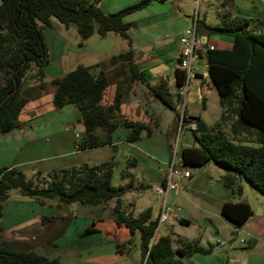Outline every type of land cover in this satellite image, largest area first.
<instances>
[{"label":"trees","instance_id":"16d2710c","mask_svg":"<svg viewBox=\"0 0 264 264\" xmlns=\"http://www.w3.org/2000/svg\"><path fill=\"white\" fill-rule=\"evenodd\" d=\"M99 1L0 0V134L20 127L18 117L22 109L28 101L38 98L49 84L53 90L51 104L54 109L70 104L78 108V121L83 131L75 140V150L115 148L113 135L119 128L124 129V140L129 143L140 140L144 134L150 136L148 124L119 115L124 98L120 84L112 102L108 105L102 102L111 82L108 69H113L116 76L126 75L120 82L127 88L131 82L145 85L160 103L174 111L175 123L179 122L181 114L184 119L186 116L195 118L196 128L191 130L194 141L179 151L184 166L198 168L213 163L222 169L219 180L230 195L240 196L242 183L246 182L264 196V21L233 16L228 8L215 25L205 27L203 21H197V31L204 28L207 34H223L232 40L230 49H210L205 45L199 51V56L205 58L206 70L218 91L221 106L219 118L207 124L199 117L189 115L185 107L181 112L176 109L183 101L178 92L184 82L182 70H175L172 94L166 79L150 85L134 60L128 34L136 23L125 22L124 17L152 0H140L110 14L101 10ZM223 5L229 4L225 1ZM52 18L65 28L74 27L81 40L95 33L102 37L116 33L127 40L128 48L104 62L77 65L47 81L49 53L41 28L50 26ZM252 22L257 24L256 28H251ZM114 165L115 161L110 157L98 164L57 167L42 176L41 181L28 178L15 167H0V219L2 202L11 189L19 190L40 204L54 200L59 207L78 203L95 206L113 200L112 218L93 221L85 232L92 228L107 230L112 223L125 228L128 237L116 243L117 252L129 248L136 231L140 238L141 264H195L189 260L193 254L211 252V246L204 248L198 240L182 238L172 231L152 241L157 217L152 218L150 208L136 216L123 208L121 197L131 185L132 174L123 170L121 177H127L129 182L127 186L116 187L112 184ZM35 175H41V172L37 171ZM220 210L237 228L253 213L244 200H226ZM50 218L43 216L42 221ZM178 221L189 223L182 218ZM0 264H60V261L33 248L17 247L12 240H0Z\"/></svg>","mask_w":264,"mask_h":264},{"label":"crops","instance_id":"0c3cea01","mask_svg":"<svg viewBox=\"0 0 264 264\" xmlns=\"http://www.w3.org/2000/svg\"><path fill=\"white\" fill-rule=\"evenodd\" d=\"M139 1L140 0H100L97 4L104 13L110 14L115 13L126 6L135 4ZM225 1L229 4L226 7L223 5V2ZM186 2L190 3V8ZM212 7L217 8V18L215 20H210L209 17V11ZM227 8L230 10L233 16L246 17L250 18L253 21H264V0H208L207 2L202 1L200 2L198 8L199 20L203 21L205 27L215 25L220 22L223 17V11ZM194 9V0H152L151 3L147 6L124 17L125 22L135 21L137 23V29H140L139 27H141L142 29L140 38L138 40V35L129 31L130 34H133L132 36L136 38V47H131L133 48L135 53L134 60L139 66L140 70L144 72L150 85H155L160 79L163 78L168 81L170 91L171 89L175 91L174 79L175 70L177 68L176 54L178 49L180 48L179 38L180 35L184 32V30L192 25V15ZM141 16L143 17L139 19V17ZM147 24L149 25V27H147ZM152 24H161L163 28H160L157 31H153V29L150 28V25ZM174 27L177 29H174ZM252 27L256 28L257 24L252 22L251 28ZM111 34L112 33H108L103 37H107ZM113 34L118 35L116 33ZM198 34L206 45H211L214 48L218 49H230L232 47V40L227 35L216 33L207 34L204 28L198 30ZM196 64L198 67L197 77L193 81V87L187 93L185 101L182 102V106L187 109V113L189 115L197 117L199 116L200 119L204 118V122L209 124L219 118L221 114V106L220 103L218 104V102L217 107L213 106L214 115L213 117H211V119H207L208 121H205L206 118L201 116L203 114L202 110L191 109L193 95H196L197 98L204 101L206 98L214 94L212 87H215L207 73L205 58L203 56H200L196 61ZM108 72H110L109 75H111V82L105 91V93L107 92L109 96L106 99H104L103 96L102 102L105 105H108L112 102L118 87L117 85L120 84V91H124L126 94H128L130 96V99L123 98L119 107V115L131 120H137L148 124L146 120V110L144 108L145 102H143L140 98L134 95L137 88H139L141 89V92L144 93V95L148 97L151 101L155 113L161 116V121L154 130L158 131L163 128V119L167 123V126H165L167 127V130H175L176 124L174 120V115L171 116V114L167 112L168 108H166L162 103H160L146 88L145 85L139 82H131L129 87L127 88L126 84L120 82L126 79L125 74H118L116 76L114 75L113 69H108ZM48 75L49 74H46V76ZM54 77L49 78L52 79ZM52 91V88H50L49 90H45V92L41 93L38 98L31 99L30 101H28L18 117L20 121V127L17 129H13L9 132L0 134V151L4 150V153L10 151V153H13V156H15L9 159L7 157L4 158V154L0 153V167H15L21 171H23L25 167H28L33 173L37 171H45L49 169L51 170L53 168L58 167L57 164L59 163L55 162V160L62 159L67 155H71L73 153V151L75 150V140L82 133L83 129L80 131L72 132L70 128H66L64 131H61L53 127V124L51 123L50 119L51 112H55L56 110L64 111L68 106L66 105L60 109H54L51 104ZM174 91H171V93ZM216 95L217 94H215V97ZM217 97L219 99V96ZM218 99L215 98L216 101H218ZM190 105L191 108L188 107ZM204 109H206L205 105ZM169 110L171 111V109ZM199 111L201 112L199 113ZM56 123L59 124L58 122ZM149 127L151 129L150 125ZM49 128H55L54 132L50 131L52 135L50 137H53L54 133L58 135V137H56V141H58L57 145L60 144L58 147L64 149V152H54V146L53 144H51L50 138L45 140V143H49L48 145L50 147L49 151L47 152L45 147H40L35 144L37 143V141L35 140L36 133L40 132L43 134L44 132V135L46 134L48 136L45 131H48ZM64 134L66 136H63ZM63 137H65V140L63 139ZM71 143L72 147L70 145ZM115 143L116 142L114 140V144ZM170 144L171 143L169 142L168 145ZM25 147L27 157L24 159H19V155ZM42 151L46 152V154L38 156L39 153H41ZM200 170H202V167ZM200 170L198 169V171ZM164 172L165 169L161 171L162 175L164 174ZM162 179L163 177H160L159 184H156L155 186L150 185L149 188L153 192H155L153 188L160 186V184L162 183ZM190 179L191 176L189 178L179 180L178 188L176 190L170 191L166 196V204L173 208L171 218L176 220L180 226L188 228L192 225L191 223L193 221L203 223L201 226V228L203 229H195V231L192 233L191 231L190 233L182 232L181 228H178L177 231L174 232V225H171V229H168L177 234L178 236L188 240L197 238L199 245L204 248L211 246L212 249L210 253H195L189 258L190 261L195 264H222V255L217 254V249L219 248L220 243H224L223 245L226 248H229L231 246L230 243L227 242V240H229L228 238L230 232L233 231L238 232L240 230L245 229L246 231H248V233L252 235L257 234L259 236H262L260 237V240H257V243L261 240H264L263 216L254 215L251 220L244 222L241 227L237 228L232 221L227 219L221 213V205L227 199L225 197H222V195L215 196L213 192H210V190L204 192V196H202L201 198L200 196L199 198H197V196L190 194L189 191H187L184 187L187 181L189 183H192ZM209 183L211 184V182ZM139 185L146 186L142 183ZM136 186L137 182H132L131 185H128L125 189L121 197L123 208H125L127 212H132L134 216L138 215L142 210L150 208L152 218H156L162 206L163 197L159 205H157L155 208L156 215L152 213V204L147 205L145 207L141 206L140 208L143 209H137L138 213L135 215L134 211L135 208H137V201L147 189H143L142 187ZM263 198L264 196H261L259 194L257 197H255L253 202L247 201L251 206L252 211H254L255 208L259 206ZM50 201L46 202L43 206H40L41 209H37L36 211H34V214L23 213L20 211L18 213L17 221H15L13 224H10L6 220L7 217L4 213V208L2 207L3 215L0 219V240H12L15 246L17 247L33 248L37 252L42 253L46 256L57 257L59 258L60 264H74V261H78V258L75 257V251L72 252L71 256L68 259L66 258L67 260H64L63 256L65 252L70 253V251H61L60 248H72L73 244H75L77 247H91L92 245H95L97 243L101 244L103 240L120 243L121 240H124L128 237V233L125 232V228H119L112 222V224L109 226L110 229L108 228L107 230H99L96 228H92L88 233L85 232L86 227L88 228L93 221H96L98 219L102 220L112 218L111 209L114 205L113 200L104 204L92 206L94 207V210L90 208L89 211L91 213L89 215L87 214L86 210H84L85 213L83 210L80 212L78 211L79 203L63 205L62 207H59L57 206V204H55L56 208H54V204L52 202L50 203ZM202 204L205 207L201 209L200 205ZM197 210H201L199 216L193 215L198 213ZM43 216L52 218L44 220L43 222ZM79 216L80 218H83V229L82 232L79 233L80 236H78L73 241L66 240V242L64 243V241H62L64 240V229L68 228L70 226L69 224L73 223ZM180 218L184 219L185 221H188L189 223H180L178 221ZM37 222L40 223V226L36 225H39V223ZM197 225L199 226V224ZM31 227H33L32 230L30 229ZM221 230L226 231L222 233ZM252 235L249 236L251 237V239H249L250 243H254V240H252ZM219 237H221L220 243L218 240ZM75 241H77L78 244L75 243ZM213 244L215 245L213 246ZM39 248H41V251L38 250ZM91 254L94 253H90L89 255ZM72 256L75 259H72ZM110 261H112V263L118 262L119 264H141L142 255L140 250L139 252L137 251L136 253L131 254L129 248H125L122 253L116 251V255L113 256V259ZM96 264H104V262H99Z\"/></svg>","mask_w":264,"mask_h":264},{"label":"rangeland","instance_id":"374dc122","mask_svg":"<svg viewBox=\"0 0 264 264\" xmlns=\"http://www.w3.org/2000/svg\"><path fill=\"white\" fill-rule=\"evenodd\" d=\"M186 3L187 5H189L190 8V3L189 2ZM216 9L217 8L212 7L211 10L209 11L210 20L211 19L215 20L217 18ZM142 17L143 16L139 17V19H141ZM150 26H151L150 28H152L153 31L155 30L157 31L158 29L163 28L161 24H152ZM147 27H149V25ZM139 28L140 29H137V23H136L135 27H132L129 30L130 32L138 35L137 40L140 38V34L142 32L141 27ZM174 29L177 28L174 27ZM41 31H42L44 43L47 46L49 53V63L46 67V74H49L48 76H46L47 81L50 80L49 77L61 76L66 72L73 70L77 65L91 66L96 63H100L102 61L104 62L108 60V58L111 55L123 52L128 48L127 40L121 37L120 35H114L113 33L111 35H108L107 37H102L95 33L90 37H88L87 39L81 40L79 35L76 33L74 27L65 28L61 23H59L54 18L51 19V25L42 27ZM130 32L128 35L131 41V46L136 47V42H135L136 38H134V36H132L133 34H130ZM50 88L52 87L48 84L45 90H49ZM45 90L43 92H45ZM212 90L214 94H212V96H209L203 101L204 105L206 106V109H204L203 107L202 100L197 98L196 95H193V100L191 102L192 108L191 105L188 106L192 110L195 109L202 110L203 114L201 116L206 118L205 121H208L207 119H211V117H213L214 115L213 106L217 107L219 104V99L217 97L219 95H218V91H216V87H212ZM171 91L174 90L171 89ZM122 93L124 94V96L126 95L124 98L130 99V96L128 94H126L124 91H122ZM215 94H217L216 97ZM134 95H136L143 102H145L144 108L146 110L145 111L147 116L146 120L147 123L151 126L150 136H146L144 134L139 141L129 144L126 141H124L125 133L124 130L120 128L116 130L113 135L114 140L116 142L115 148L113 146H106V147L87 149L84 151L74 150L71 155H67L62 159H57L55 160V162L59 163L57 164L58 168H62L71 165H80L81 163H87L90 165L98 164L112 157L115 161V165L113 167V178H112V184L114 186L116 187L126 186L127 183L129 182V179L127 177L126 178L121 177V173L123 170H126L128 173L132 174L130 178L131 183L137 182L136 187H141V185H139L141 183L146 186L149 185L146 191L141 195V197L137 201L136 204L137 208H135L134 211L135 215L138 213L137 209H139L141 206L145 207L151 204L153 205L152 213L155 214V208L161 202L162 196L161 195L159 196L155 192H153L149 188L150 185L155 186L156 184H159L160 177L162 178L164 176V174L162 175L161 171H163L164 169L166 170L168 168V161L170 160L171 155H173L172 151L174 150L177 137L179 142L176 150L177 151L176 155L179 153L180 149L184 146V144L192 145L194 139L192 132L188 129V125H186L187 128L185 127L180 131H178L179 122L175 123L176 124L175 130H167V127H165L167 126V123L163 119V125H164L163 128L161 130L155 131L154 129L156 128V126L159 125L161 121V116L155 113L151 101L149 100L148 97L144 95V93L141 92V89L137 88ZM108 96L109 95L106 92L104 95V99H106ZM215 98L218 99V101H216ZM182 99L183 101H185V96H183ZM67 106L68 107H66L64 111L56 110L55 112H51L50 119H51V123L53 124V127L61 131H64L66 128L67 129L70 128L72 132L82 130L83 126L78 121L79 118L78 108L74 104H70ZM176 109L179 110V112H181L182 104L176 105ZM167 112H169L171 116L174 115V112L172 110L170 111L169 108L167 109ZM200 112L201 111H199V113ZM201 119L203 120L204 118ZM56 122H58L59 124H57ZM212 123L213 122L209 124ZM55 128H51V129L49 128L48 131H45V133H47L48 136L46 134L44 135V132L43 134L40 132L36 133L35 140L37 141V143L35 144L40 147H45L47 152L49 151L50 147L48 145L49 143H45L46 142L45 140L50 138V142L54 146V152L62 153L65 150L61 149V147H58L60 144L57 145L58 141H56V137H58V135L54 133L53 137H50L52 136L50 131L54 132ZM63 136L66 135L64 134ZM63 139L65 140V137H63ZM169 142L171 143L170 145H168ZM70 145L72 147V143ZM46 152L42 151L41 153H39L38 156L45 155ZM0 153L4 154V158L7 157L11 159L12 157H15L13 156V153H10V151L4 153V150H1ZM26 157L27 154L25 147L23 148V151L19 155V159L21 158L24 159ZM132 159L134 160L133 163H132ZM188 170L191 173L190 181H192V183H189L187 181L184 187L187 191H189L190 194L197 196V198H199V196L201 198L202 196H204V192L209 190L210 192H213L215 196L222 195V197H225L227 201H232V202H237L239 200L253 202L255 197L259 195V193L254 188L250 187L246 182L242 183L243 191L240 196L230 195L229 192L223 187L222 183L219 180L220 175L223 173L222 169L213 163H208L204 165L202 167V170L200 171H198V168L196 167H188ZM48 171H50V169L45 171H39L41 172V175L37 176L35 175L36 172L33 173L30 170V168L25 167L22 172L28 178L32 177L36 180L41 181L42 176H46V173ZM209 182H211V184ZM51 202L54 204L55 206L54 208H56L55 205L56 202L54 200H51L50 203ZM43 205L44 204H40V202L36 201L33 198L22 195L17 189L9 190L8 197L2 202V207L4 208V213L7 217L6 220L10 224H13L15 221H17L18 213L20 211L23 213L34 214L35 213L34 211H36L37 209L40 210L41 209L40 206ZM204 207L205 206L203 204L200 205L201 209ZM90 208L94 210V207L92 206L79 204L78 211L80 212L82 210L83 211L86 210L87 214L89 215L91 213L89 211ZM197 212H198L197 214H193V215L199 216L201 210H197ZM80 216L77 217L73 223L69 224L70 226L68 228L64 229L63 231L64 240H62L64 241V243L66 242V240L73 241L78 236H80L79 233H81L83 229L82 228L83 218L82 217L80 218ZM191 224L192 225L188 228L182 227L179 225V223L176 220L172 219L170 216L168 220L158 228L157 234L158 236L162 234H166L167 232L170 231L168 229H171V225H174L175 227V230H173L174 232H176L178 228H181L182 229L181 231L185 233H190V231L192 233L195 231V229L198 228L203 229L201 228L203 224L201 222L193 221ZM197 224H199V226ZM36 225L40 226V223L39 225L38 224ZM30 229L32 230L33 227H31ZM225 231L226 230H221L222 233H224ZM251 235L252 234L248 233V231H246L245 229L240 230L238 232L236 231L230 232L228 238L229 240H227V242H229L231 245L229 248L224 247L223 245L224 243L223 244L220 243L221 237H219L218 240L220 244H219V248L217 249V254L222 255V261H223L222 263L264 264V240H261L257 243V240H260L261 239L260 237L262 236L253 234L252 240H254V243H250L249 239H251V237L249 236ZM131 239L132 241L128 245H129L130 253L134 254L137 251L139 252L140 238L138 231H136L132 235ZM191 240H198V239L195 238ZM75 243L78 244L77 241H75ZM115 244H116L115 242L103 240L101 244L97 243L95 245H92L91 247H84V246L77 247L75 244H73L72 248L63 247L60 248V250L70 251V253L65 252V254L68 255L64 254L63 256L64 260H67L71 256L72 252L75 251V255H76L75 257L78 258V261L77 262L74 261V264H96L99 262H104V264H119L118 262L112 263V261H110L113 259V256L116 255ZM214 245L215 244H213V246ZM40 249L41 248H39L38 250L41 251ZM90 253H94V254L89 255ZM71 258L75 259L73 258V256Z\"/></svg>","mask_w":264,"mask_h":264},{"label":"built area","instance_id":"2783aa9c","mask_svg":"<svg viewBox=\"0 0 264 264\" xmlns=\"http://www.w3.org/2000/svg\"><path fill=\"white\" fill-rule=\"evenodd\" d=\"M202 1L207 2L208 0H194L195 9L192 15V25L186 28L179 38L180 48L178 49L176 54V61H177V68L184 72V82L178 88V92L182 97L183 96L186 97L187 93L193 87V80L196 79L197 70H198L196 61L200 57L199 56L200 49H202L203 46H205V43L199 36L196 27L197 21L199 20L198 8L200 2ZM206 46H208L210 49L213 47L211 45H206ZM186 125H188V129L190 131L194 130L196 128V120L195 118L189 116H186V119H184L181 114L179 119L178 131H180L185 127L187 128ZM178 142L179 140L177 137L174 150L172 151L173 155H171V158L168 161V168L164 172L162 183L160 184V186L153 188L157 194L163 197V202L158 212L157 224L155 227V233L152 241L156 239L158 236L157 234L158 228L163 223H165L168 220V218L172 216L173 213V208L166 204V196L170 191L176 190L178 188L179 180L184 178L186 179L191 176L188 167L183 165L180 154L178 153L176 155ZM184 146H187V144H184ZM172 246L173 248H175L174 244Z\"/></svg>","mask_w":264,"mask_h":264},{"label":"water","instance_id":"95a60500","mask_svg":"<svg viewBox=\"0 0 264 264\" xmlns=\"http://www.w3.org/2000/svg\"><path fill=\"white\" fill-rule=\"evenodd\" d=\"M198 169L200 170L201 167H198ZM254 215H259V216H263V217H264V198L261 200V202H260L259 206L256 208V210L253 211V213L250 214V215L246 218L245 222L251 220V219L253 218Z\"/></svg>","mask_w":264,"mask_h":264},{"label":"clouds","instance_id":"9594fccd","mask_svg":"<svg viewBox=\"0 0 264 264\" xmlns=\"http://www.w3.org/2000/svg\"><path fill=\"white\" fill-rule=\"evenodd\" d=\"M206 45V44H205ZM158 217V216H157Z\"/></svg>","mask_w":264,"mask_h":264}]
</instances>
